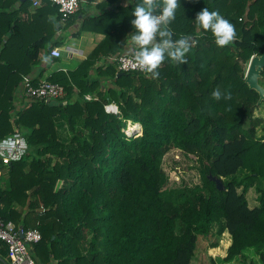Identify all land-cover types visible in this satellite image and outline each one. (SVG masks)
I'll use <instances>...</instances> for the list:
<instances>
[{
	"label": "trees",
	"instance_id": "obj_1",
	"mask_svg": "<svg viewBox=\"0 0 264 264\" xmlns=\"http://www.w3.org/2000/svg\"><path fill=\"white\" fill-rule=\"evenodd\" d=\"M34 1L0 0V139L20 133L28 143L20 159L0 160V219L40 231L30 247L36 264H191L198 237L214 227L220 246L231 236L221 262L252 248L264 263V117L253 114L264 102L257 104L244 78L251 56L264 52V0H178L172 39L190 36L194 43L185 63L166 56L157 79L108 62L131 41V13L141 0H80L66 19L50 0ZM95 1L97 12L88 13ZM156 3L159 15L163 0ZM202 8L234 26L233 41L216 45L195 21ZM79 18L73 37H103L74 69L45 78L64 87L58 101L66 103L19 98L23 76L40 82L43 70L31 72L42 50L57 61L50 50L65 39L55 36L57 27ZM259 83L264 87V68ZM214 89L222 93L218 100ZM108 102L117 114L104 110ZM127 123H137L140 134H128ZM172 148L193 156L199 187L167 189L161 162ZM239 171L245 173L236 178ZM208 174L222 178L224 189ZM250 188L257 193L253 207ZM0 257L10 264L3 241Z\"/></svg>",
	"mask_w": 264,
	"mask_h": 264
},
{
	"label": "clouds",
	"instance_id": "obj_2",
	"mask_svg": "<svg viewBox=\"0 0 264 264\" xmlns=\"http://www.w3.org/2000/svg\"><path fill=\"white\" fill-rule=\"evenodd\" d=\"M132 3V0H128ZM159 5L156 0H141L133 5L130 23L135 29L130 40L134 66L151 74L152 79L159 77L157 69L167 56L171 61L185 63V54L190 51L194 41L190 36H181L173 40V33L168 25L175 19L178 0H163V8L159 15L154 14ZM196 23L204 30H210L219 47L228 45L235 38L234 26L217 11L202 8L195 14ZM159 39H158V38ZM221 91L214 89L212 97L221 98ZM225 98L227 95L225 94Z\"/></svg>",
	"mask_w": 264,
	"mask_h": 264
},
{
	"label": "built area",
	"instance_id": "obj_3",
	"mask_svg": "<svg viewBox=\"0 0 264 264\" xmlns=\"http://www.w3.org/2000/svg\"><path fill=\"white\" fill-rule=\"evenodd\" d=\"M57 6L58 12L62 19L70 17L75 13L79 6L80 0H50ZM39 0L33 2V6L37 5ZM68 53L72 54L69 49ZM50 55L59 58L62 50L55 46L51 48ZM108 62H115L118 70L121 71H144L134 66L132 50L129 52H120L108 58ZM21 97L25 100L44 99L47 98L58 100L64 95V87L60 84L41 80L37 85L32 84L30 76H23L21 86ZM85 100L96 99V96L84 94ZM104 110L107 113L117 114V105L113 102L104 104ZM128 132V130H127ZM28 149V143L23 135L14 133L0 139V160L7 164L11 160H18L24 156ZM20 229L17 228L12 221L4 222L0 219V241L5 242L8 250V259L10 264H36L34 258L30 254V247L33 243L41 240V233L36 228L22 229L23 237H20Z\"/></svg>",
	"mask_w": 264,
	"mask_h": 264
},
{
	"label": "rangeland",
	"instance_id": "obj_4",
	"mask_svg": "<svg viewBox=\"0 0 264 264\" xmlns=\"http://www.w3.org/2000/svg\"><path fill=\"white\" fill-rule=\"evenodd\" d=\"M69 31L63 30L61 33V36L69 39L66 40L63 44V49H66V46L69 45L73 41L72 38L68 37ZM49 45V43L47 44ZM46 45V46H47ZM41 56H45V50L41 51ZM62 61V59H60ZM76 58L72 60L73 64L76 63ZM75 62V63H74ZM40 69V67H36ZM39 72V71H38ZM21 86V83H20ZM20 86L18 90V96L21 97V91ZM264 104H261L260 107L254 109L253 114L255 116H259L260 112L264 113ZM258 110V111H256ZM129 124V123H127ZM136 125V124H135ZM132 124V126H135ZM129 126V125H128ZM127 126V129H128ZM130 131L128 134H132L135 132V134H140L139 130L133 131V129H129ZM132 130V131H131ZM60 131L64 134L63 129H60ZM67 132V131H66ZM68 134V132H67ZM257 135H262L261 132V126L257 129ZM193 156H189L184 154V152L178 150L177 148L170 149L163 157L161 162V168L162 171L167 174V181L166 186L167 189L170 190H176L179 191L181 189H195L201 185V177L198 168H194L192 166V158ZM245 172L239 171L235 176L236 178H240ZM232 178V177H231ZM225 181L230 180L229 177L224 178ZM257 193L254 191L253 188H250L247 192V200L250 205V207L255 206L258 204L256 200ZM217 227H214L210 234L207 237H198L197 247L195 250V256L191 261V264H264L260 258V255L258 252H255L252 248L245 250L243 253L244 255L242 257H239L237 259H233L231 262L223 263L219 260V258H224L226 256L227 248L230 245L231 242V236L229 244L226 248L220 246V242L222 239L221 235H216ZM216 242V246H210V243ZM220 248V252L212 253L210 252V248Z\"/></svg>",
	"mask_w": 264,
	"mask_h": 264
},
{
	"label": "crops",
	"instance_id": "obj_5",
	"mask_svg": "<svg viewBox=\"0 0 264 264\" xmlns=\"http://www.w3.org/2000/svg\"><path fill=\"white\" fill-rule=\"evenodd\" d=\"M100 1V0H99ZM129 3V2H128ZM95 4L97 2H93L90 7L87 8L88 13H96L97 9L95 7ZM80 25V18L77 20V22L73 25V27H62L60 30L57 27V32L55 36L61 35L62 31L67 30L69 31L68 37L72 38L73 41L69 43V45L66 46V49H63L62 46H58L62 50V55L61 57L57 58V61L54 63H50L48 60V57L42 56L41 64H40V69L34 68L33 71L31 72V76L37 75L40 70H43L42 76L40 78V81L45 79L47 76H49L52 72H55L57 70H70L74 69L82 60H84L89 52L92 50V48L102 39L103 35L99 33H89V32H82L79 37H73L72 33H74L77 28ZM59 30V31H58ZM67 37L64 39V42H66ZM135 46L132 45L131 41H129L123 48L122 52H129L131 51ZM67 49H69L72 54L68 53ZM76 58V63L73 64L72 60ZM62 59V61L60 60ZM39 71V72H38ZM264 107V106H262ZM261 109L259 106L258 109ZM258 111V110H256ZM263 111V109H261ZM262 114L259 115V117H264V113L260 112ZM137 124V123H136ZM262 132V131H261ZM261 138L264 140V136L262 135ZM253 207V206H252ZM231 243V242H230Z\"/></svg>",
	"mask_w": 264,
	"mask_h": 264
},
{
	"label": "water",
	"instance_id": "obj_6",
	"mask_svg": "<svg viewBox=\"0 0 264 264\" xmlns=\"http://www.w3.org/2000/svg\"><path fill=\"white\" fill-rule=\"evenodd\" d=\"M18 1L23 2L25 0H18ZM263 68H264V52L260 55L255 54L251 56L247 64L245 75H244L245 82L247 83L248 88L255 90L259 95L257 104L264 102V87L259 83V79L261 77V72ZM46 102H48L49 105H54V106H61L66 103L65 101L62 102V101H58V100L50 99V98H47ZM208 178L214 181L215 186L218 190L224 189L222 178L217 177L212 174H208ZM19 233H20V237L22 238L23 237L22 229H20ZM0 261H2L3 264H8L1 257H0Z\"/></svg>",
	"mask_w": 264,
	"mask_h": 264
},
{
	"label": "bare ground",
	"instance_id": "obj_7",
	"mask_svg": "<svg viewBox=\"0 0 264 264\" xmlns=\"http://www.w3.org/2000/svg\"><path fill=\"white\" fill-rule=\"evenodd\" d=\"M135 124H136V123H135ZM135 124H134V125H135ZM128 125H129V126H128V130H129V129H139V125H138V124H136L135 126H132V123H129Z\"/></svg>",
	"mask_w": 264,
	"mask_h": 264
}]
</instances>
